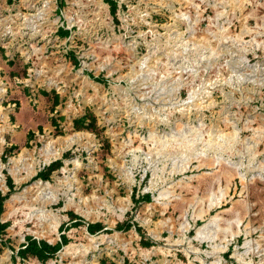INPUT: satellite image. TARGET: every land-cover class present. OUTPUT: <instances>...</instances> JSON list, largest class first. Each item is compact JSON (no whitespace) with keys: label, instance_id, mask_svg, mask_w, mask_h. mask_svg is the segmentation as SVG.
Returning <instances> with one entry per match:
<instances>
[{"label":"rangeland","instance_id":"1","mask_svg":"<svg viewBox=\"0 0 264 264\" xmlns=\"http://www.w3.org/2000/svg\"><path fill=\"white\" fill-rule=\"evenodd\" d=\"M64 1L0 0V264H264V0Z\"/></svg>","mask_w":264,"mask_h":264},{"label":"trees","instance_id":"2","mask_svg":"<svg viewBox=\"0 0 264 264\" xmlns=\"http://www.w3.org/2000/svg\"><path fill=\"white\" fill-rule=\"evenodd\" d=\"M104 1L109 5L111 13L116 18V13H117V9H118V1L117 0H104ZM64 5H65V1L60 0V6L63 7ZM59 31L62 35H65V36L70 35V30H65L64 28H60ZM74 61H75L76 65L78 66L79 61L76 58L74 59ZM90 76L93 77L98 82H102V83L107 82V80L104 77H101V76L95 77L93 74H90ZM62 165H63L62 160H57V161L52 162L48 167H46L43 171H41L38 174V178H41L45 181L49 180L51 175L55 171L60 169L62 167ZM8 183H9L10 187L13 189V182H12L11 178H8ZM8 196H9V194L7 196H3L2 194H0V216L4 212V203H5L6 199L8 198ZM141 200L151 201V196L149 194L145 195L141 198ZM135 202L138 203L139 200H135ZM69 215L71 216L72 219L77 220L76 222L73 223L75 226L84 224V222L80 216L76 215L73 212L69 213ZM7 227H8L7 223H0V234H3V232L6 230ZM127 227H131V224L130 223L119 224L117 226V229L122 230V229H125ZM102 228H103V226L100 223H93V224L89 223V224H87V230L91 234H96L97 232L102 230ZM136 228H137L138 232H140L142 234L141 227L137 226ZM26 240H27V243L23 245V247L18 252V255L23 260L27 259L29 257H33V258H36L43 263H45L49 259L53 258L63 248L64 245H67L69 243V239L65 234L62 235L61 241L55 245H52L45 240H38L32 236L26 237ZM142 244H143V246L148 247V246H151L152 243L150 240H147L144 238L142 240Z\"/></svg>","mask_w":264,"mask_h":264}]
</instances>
